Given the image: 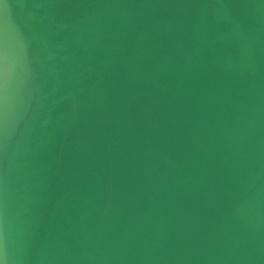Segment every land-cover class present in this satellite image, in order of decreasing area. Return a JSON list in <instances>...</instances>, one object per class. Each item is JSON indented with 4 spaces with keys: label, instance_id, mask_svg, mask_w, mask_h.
Instances as JSON below:
<instances>
[{
    "label": "water",
    "instance_id": "water-1",
    "mask_svg": "<svg viewBox=\"0 0 264 264\" xmlns=\"http://www.w3.org/2000/svg\"><path fill=\"white\" fill-rule=\"evenodd\" d=\"M0 264H264V0H0Z\"/></svg>",
    "mask_w": 264,
    "mask_h": 264
}]
</instances>
